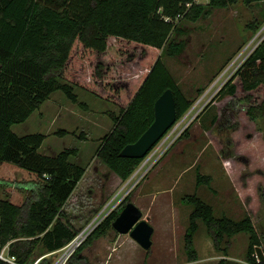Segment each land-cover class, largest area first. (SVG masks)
Instances as JSON below:
<instances>
[{
	"label": "trees",
	"instance_id": "1",
	"mask_svg": "<svg viewBox=\"0 0 264 264\" xmlns=\"http://www.w3.org/2000/svg\"><path fill=\"white\" fill-rule=\"evenodd\" d=\"M255 3L262 5L264 19V0H0V166L9 162L36 177L31 195L22 204L0 197V249L7 244L16 263L30 264L39 246L44 250L41 256L57 250L81 228L61 219L62 208L86 170L71 160L77 148L43 153L45 134L20 135L13 125L26 121L56 91L74 103L78 102L75 88L110 102L118 111L109 112L113 126L103 135L96 155L122 181L127 180L143 158L122 157L119 152L151 124L158 96L172 89L176 121L195 100L179 88L161 59L162 54L175 57L185 48L186 39L178 38L184 33L178 22L205 18L213 8ZM261 24L256 19L249 23L253 34ZM239 88L245 92L246 113L264 123V37L221 90L234 97ZM202 91L197 88V95ZM186 135L187 129L180 137ZM196 177L197 184L211 183L210 175L198 172ZM129 197L104 218L66 264H85L82 250L113 229L112 222ZM181 200L192 206L183 235L188 261L198 259L194 235L201 221L224 256L229 239L246 233V261L264 264L249 215L216 216L197 194L183 195ZM49 262L44 257L38 264ZM0 264L11 263L0 259Z\"/></svg>",
	"mask_w": 264,
	"mask_h": 264
},
{
	"label": "rangeland",
	"instance_id": "2",
	"mask_svg": "<svg viewBox=\"0 0 264 264\" xmlns=\"http://www.w3.org/2000/svg\"><path fill=\"white\" fill-rule=\"evenodd\" d=\"M261 7L257 3L229 5L213 8L205 18L178 22L184 29L178 38L186 39L185 48L175 57L162 54L161 59L179 88L195 99L185 113H189L183 123L187 135L166 143L158 141L124 188L128 179L122 181L96 155L103 135L113 126L109 112L117 113L114 104L78 88V102L74 103L56 91L26 121L12 126L20 135L45 134L40 147L43 153L77 148L71 160L86 170L62 208V220L78 229L127 192L128 200L154 227L149 249L129 235L109 230L82 250L85 264H216L222 258L227 259L225 264H250L246 261V233L229 239L228 255L224 256L215 249L201 221L194 235L198 259L188 261L183 235L192 206L181 200L187 194H197L216 216L239 219L249 215L260 239L259 254L264 257V123L246 113L248 104L240 88L234 97L221 90L264 37ZM255 19L262 24L253 34L249 23ZM199 87L203 91L197 95ZM57 130L67 132L58 135ZM198 172L211 176L209 186L197 184ZM35 178L34 173L2 163L0 197L22 204L31 195ZM43 252L39 246L30 264ZM53 257H47L50 264Z\"/></svg>",
	"mask_w": 264,
	"mask_h": 264
},
{
	"label": "water",
	"instance_id": "3",
	"mask_svg": "<svg viewBox=\"0 0 264 264\" xmlns=\"http://www.w3.org/2000/svg\"><path fill=\"white\" fill-rule=\"evenodd\" d=\"M176 121V105L171 88L165 89L154 102V119L138 139L126 144L119 152L122 157L144 158L152 147L166 134ZM112 228L121 234L128 233L139 246L149 249L152 245L154 227L142 217V211L131 200L112 222ZM259 259L264 261L263 255Z\"/></svg>",
	"mask_w": 264,
	"mask_h": 264
},
{
	"label": "built area",
	"instance_id": "4",
	"mask_svg": "<svg viewBox=\"0 0 264 264\" xmlns=\"http://www.w3.org/2000/svg\"><path fill=\"white\" fill-rule=\"evenodd\" d=\"M201 1H205V0H194V2H201ZM188 114L186 115L184 114L179 120L175 121L172 127L161 138L162 143L164 142L166 143L167 141H174L175 139L181 136V134L187 127V124L183 125V123L185 122ZM131 181H132V174L128 178V181L124 184L123 188L126 187ZM126 193L127 192H125V194ZM125 194L121 196V198H119L112 206H110L111 204L110 203L109 205H106L103 209H101L94 217H92L87 223H85L77 231V233L61 248L38 257L33 264H38L42 258L48 256H54L52 264H66L67 261L74 255V253L84 244V242L92 234V232L104 220V218L121 202L122 199H124ZM0 259L9 262L11 264H18L15 262L14 256L9 255L7 244L0 249Z\"/></svg>",
	"mask_w": 264,
	"mask_h": 264
},
{
	"label": "crops",
	"instance_id": "5",
	"mask_svg": "<svg viewBox=\"0 0 264 264\" xmlns=\"http://www.w3.org/2000/svg\"><path fill=\"white\" fill-rule=\"evenodd\" d=\"M123 235V234H122ZM124 235H129L128 233H126V234H124ZM130 236V235H129ZM130 238L132 239V237L130 236ZM133 241H135L134 239H132ZM136 242V241H135ZM136 244H138L137 242H136ZM139 245V244H138Z\"/></svg>",
	"mask_w": 264,
	"mask_h": 264
}]
</instances>
